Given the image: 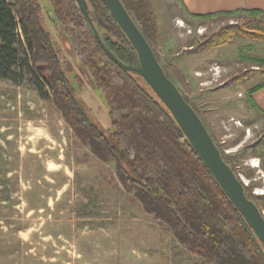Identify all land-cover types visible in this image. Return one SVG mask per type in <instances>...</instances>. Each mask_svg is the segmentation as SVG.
Segmentation results:
<instances>
[{"label":"rangeland","instance_id":"rangeland-1","mask_svg":"<svg viewBox=\"0 0 264 264\" xmlns=\"http://www.w3.org/2000/svg\"><path fill=\"white\" fill-rule=\"evenodd\" d=\"M40 1L47 28L75 63L76 74L84 78L80 98L98 122L111 129L103 93L73 55L66 32L59 25L58 33L51 21V2ZM152 1L163 47L161 63L167 67L174 62L185 72L193 89L190 101L225 154L234 157L252 194L264 203V114L252 109L247 97L253 86L264 82V72L251 70L258 67L240 56L241 48L248 51L249 46L264 54V41L235 36L225 45L197 52L191 48L205 35L239 18L203 22L184 13L179 0ZM259 26L264 28V22ZM245 73L247 81L233 82ZM135 78L148 88L141 75ZM240 150L244 159L236 155ZM133 196L118 179L116 162L100 160L82 144L54 102L43 99L30 79L21 84L0 80V264L202 260L190 255L172 230Z\"/></svg>","mask_w":264,"mask_h":264},{"label":"trees","instance_id":"trees-1","mask_svg":"<svg viewBox=\"0 0 264 264\" xmlns=\"http://www.w3.org/2000/svg\"><path fill=\"white\" fill-rule=\"evenodd\" d=\"M49 1L53 6L51 21L58 33L59 25L66 32L73 55L80 58L105 97L112 128L105 129L88 114L89 107L79 93L85 88L84 78L76 74L75 63L47 28L40 0H0V80L21 84L30 79L43 99L54 102L82 144L89 146L100 160L116 162L118 179L128 192L134 193L131 199L167 225L190 255L202 259L196 264H264V245L155 92L149 85L146 89L138 83V73L125 70L106 53L76 0ZM86 1L106 46L123 63L138 66L135 48L104 0ZM121 2L161 63L163 47L153 1ZM188 14L203 22L239 18L236 23L222 25L205 35L196 48H191L197 52L225 45L235 36L264 41V28L259 26L264 22L261 10ZM248 48H241L242 60L258 67L251 70L264 72V55L254 47ZM161 65L202 119L189 99L193 89L185 72L174 62L167 67ZM248 79L245 73L235 76L233 82ZM263 87L264 82L253 86L247 96L249 105L262 114L264 110L258 108L253 94ZM209 132L224 161L243 183L247 197L264 212V203L243 182L234 157L225 154ZM236 155L244 159L243 150Z\"/></svg>","mask_w":264,"mask_h":264},{"label":"water","instance_id":"water-1","mask_svg":"<svg viewBox=\"0 0 264 264\" xmlns=\"http://www.w3.org/2000/svg\"><path fill=\"white\" fill-rule=\"evenodd\" d=\"M76 1L102 48L125 70L136 72L144 78L157 97L168 108L190 144L264 245V212H261L256 203L247 197L243 183L231 166L224 161L220 149L203 120L187 102L175 83L167 76L149 42L136 26L121 0H104V2L135 48L139 56L140 63L138 66L127 65L117 58L103 41L90 15L87 1ZM86 110L97 123L98 120L89 108L86 107Z\"/></svg>","mask_w":264,"mask_h":264},{"label":"crops","instance_id":"crops-1","mask_svg":"<svg viewBox=\"0 0 264 264\" xmlns=\"http://www.w3.org/2000/svg\"><path fill=\"white\" fill-rule=\"evenodd\" d=\"M184 13L209 14L237 9H258L264 12V0H179ZM183 18V17H179ZM264 55V54H262ZM243 97V96H242ZM260 110H264V87L253 94ZM251 107V106H250ZM252 108V107H251ZM253 109V108H252ZM255 110V109H254Z\"/></svg>","mask_w":264,"mask_h":264},{"label":"built area","instance_id":"built-area-1","mask_svg":"<svg viewBox=\"0 0 264 264\" xmlns=\"http://www.w3.org/2000/svg\"><path fill=\"white\" fill-rule=\"evenodd\" d=\"M242 178V177H241ZM243 180V179H242ZM243 182H244V180H243ZM245 183V182H244Z\"/></svg>","mask_w":264,"mask_h":264},{"label":"bare ground","instance_id":"bare-ground-1","mask_svg":"<svg viewBox=\"0 0 264 264\" xmlns=\"http://www.w3.org/2000/svg\"><path fill=\"white\" fill-rule=\"evenodd\" d=\"M45 160V159H44ZM39 162V161H38ZM257 166V165H256Z\"/></svg>","mask_w":264,"mask_h":264}]
</instances>
